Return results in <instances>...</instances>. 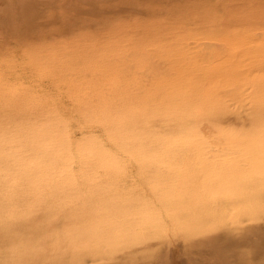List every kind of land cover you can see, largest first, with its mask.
I'll return each mask as SVG.
<instances>
[{
    "label": "rangeland",
    "instance_id": "374dc122",
    "mask_svg": "<svg viewBox=\"0 0 264 264\" xmlns=\"http://www.w3.org/2000/svg\"><path fill=\"white\" fill-rule=\"evenodd\" d=\"M48 9L70 19L46 28ZM125 40L145 54L123 50L116 63L143 59L161 73L177 52L213 50L211 60L223 52L224 123L240 142L207 145L205 155L167 160L170 169L160 172L140 167L147 162H125L133 167L115 175V245L86 238L74 252L62 242L38 264H264V0H0V79L6 87L0 89V124L10 115L40 128L49 109L74 110L57 78L75 71L86 49L89 56ZM40 59L54 60V82L51 72L33 70ZM136 76L145 81L149 75L140 70ZM14 84L50 99L33 106L17 97L20 103L11 105L4 98Z\"/></svg>",
    "mask_w": 264,
    "mask_h": 264
},
{
    "label": "bare ground",
    "instance_id": "6f19581e",
    "mask_svg": "<svg viewBox=\"0 0 264 264\" xmlns=\"http://www.w3.org/2000/svg\"><path fill=\"white\" fill-rule=\"evenodd\" d=\"M130 41L107 43L89 56L86 49L75 71L71 67L57 78L74 110L49 109L40 128L3 115L1 122L18 126L0 124V264H38L47 252L58 253L59 243L77 252L86 238L113 247L115 175L133 167L125 162H147L140 167L160 172L170 169L167 160L201 157L207 145L240 142L224 123L229 110L223 52L216 60L213 50L177 52L161 73L143 59L115 62L123 50L145 54ZM54 67V60L40 59L33 70L51 72L54 82ZM140 70L149 75L145 81L136 76ZM0 89L6 92L3 78ZM37 92L14 84L4 100L46 105L50 97ZM56 219L61 229L54 228Z\"/></svg>",
    "mask_w": 264,
    "mask_h": 264
},
{
    "label": "snow or ice",
    "instance_id": "6c2138e0",
    "mask_svg": "<svg viewBox=\"0 0 264 264\" xmlns=\"http://www.w3.org/2000/svg\"><path fill=\"white\" fill-rule=\"evenodd\" d=\"M69 19L70 15L66 14L63 10L57 12L55 9H48L44 14V27H62L68 22Z\"/></svg>",
    "mask_w": 264,
    "mask_h": 264
}]
</instances>
